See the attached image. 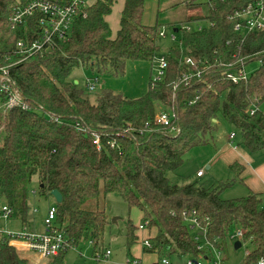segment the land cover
I'll return each instance as SVG.
<instances>
[{"label":"trees","instance_id":"obj_1","mask_svg":"<svg viewBox=\"0 0 264 264\" xmlns=\"http://www.w3.org/2000/svg\"><path fill=\"white\" fill-rule=\"evenodd\" d=\"M30 1L0 0V66L8 67L28 105L27 110L14 109L7 115L0 111V199L21 223L28 226L31 222L29 185L35 176L42 196H50L54 190L61 192L63 201L55 205L56 225L66 227V238L73 246L84 240L97 246L103 240L109 218L87 205L118 194L130 208L143 213L140 225L149 221L145 239L152 241L153 249L143 247L146 253L198 254V233H193L188 222L196 216L200 231L223 252L229 233L243 229L253 248L244 264L259 261L264 256L262 195L222 198L227 188L242 182L241 165L231 166L235 174L232 180L212 187L197 182L174 184L166 176L182 167L191 149L214 141L219 116L242 133L240 145L248 152L264 151V65L247 83L234 85L223 79L230 63L245 60L251 65L264 59V31L243 38L227 17L249 0L218 3L209 16L190 19L208 18L215 26L182 34L183 47L170 49L165 78L145 96L128 99L101 91L94 102L87 89L68 80L75 69L84 67L119 76L129 61L153 62L159 55L161 28L158 23L143 25L145 0H125L115 37L107 17L117 0H95L75 19L68 39L57 41L43 55L23 60L17 43L34 40L33 29L27 26L12 31L8 19L16 7ZM198 1L187 0V7L193 10ZM186 57L197 65H184ZM207 67L210 72H206ZM199 71H203L201 77L192 79L188 86L179 84L188 72ZM5 101L6 96L0 93V106ZM159 103L175 112L172 126L178 132H171L172 126L154 125ZM255 107L258 110L251 115ZM77 122L100 136V149L90 133L75 129ZM136 231H140L139 226L129 228V245L138 244ZM66 254L68 251L47 264H66ZM0 264H28L3 236Z\"/></svg>","mask_w":264,"mask_h":264},{"label":"rangeland","instance_id":"obj_2","mask_svg":"<svg viewBox=\"0 0 264 264\" xmlns=\"http://www.w3.org/2000/svg\"><path fill=\"white\" fill-rule=\"evenodd\" d=\"M95 0H90L92 5ZM187 0H145L142 23L144 26H154L157 23L160 28L166 29V37L158 39L160 48L159 55L170 57V49L176 46L172 41L171 36L174 33V26H180L190 22L193 18H204L208 16L207 1L199 0L197 6L192 10L187 7ZM125 6V0H117L113 6V15L110 18V26L115 34L120 24L116 25V19L122 18V13ZM203 25H207L203 20ZM160 29V30H161ZM182 32L177 33L178 40L182 38ZM260 67V64L255 61L248 66V72L251 75ZM156 75V63L149 61H129L124 69V74L115 76L111 73H98L90 68L80 67L74 70L70 75L69 81L77 83L79 88L87 89V79L98 77L101 89L96 92L89 93L92 102L101 91L114 92V94L122 95L128 99H139L145 96L150 89V82ZM161 108L158 105V109ZM264 112V104L261 106ZM165 109V108H164ZM160 110V109H159ZM158 112V111H157ZM218 131L214 135L213 141L204 146H197L187 152L184 156V163L175 172H167V178L174 184L183 183H199L206 187L219 185L221 182L231 180V170L226 167L222 160L218 159V150L222 145H230L231 147L238 146L242 141V133L234 126L226 122L222 116L217 119ZM234 134V139H229L230 135ZM262 152V151H261ZM263 153V152H262ZM264 154V153H263ZM261 155V154H259ZM216 157V158H215ZM213 158V161H212ZM211 161V162H210ZM212 164V165H211ZM211 166V169H208ZM203 171L204 177L198 178L197 173ZM29 206L30 217L32 219L27 226L32 233H43L45 231L44 221L51 206L56 205L52 196H42L40 194V184L37 177L34 176L29 185ZM248 196L245 193V188L240 185H234L227 188L222 198L231 200ZM6 204L4 199H0V210ZM264 207V204H263ZM87 208L90 210L99 209L105 212L109 218V225L106 227L103 240L97 246L91 240L80 242L75 248H72L66 254V264H112L114 261L117 264H127L132 259L133 250L138 247L137 244L129 245L128 232L131 226H139L144 217L143 213L137 208H130L118 194H109L100 200H94L88 203ZM17 216H13L8 220L0 221V229L6 232H19L23 230V224ZM139 224V225H138ZM140 235L138 244H143L147 230L136 231ZM107 251H111L112 256L108 261L98 262L95 260L96 254L102 255ZM253 248L250 243H246L239 250H235L231 244L223 252L225 264H244L248 259L247 252H252ZM153 264L160 263L162 257H167L171 264H187V256L165 255L158 256L156 253H148ZM136 260V259H132ZM49 262V261H48ZM47 262V263H48ZM139 263V261H136ZM45 263V264H47ZM141 263V262H140ZM143 264V263H142Z\"/></svg>","mask_w":264,"mask_h":264},{"label":"built area","instance_id":"obj_3","mask_svg":"<svg viewBox=\"0 0 264 264\" xmlns=\"http://www.w3.org/2000/svg\"><path fill=\"white\" fill-rule=\"evenodd\" d=\"M157 2L158 0H152ZM236 1V0H235ZM234 0H209L207 1L208 16L210 9L216 11V5L218 3H233ZM90 0H33L25 5H21L14 9L8 19L10 23V29L17 31L23 27L30 26L33 31V39L29 43L19 41L17 43L18 54L22 59H27L35 55H43L48 51H51L57 41L68 39L72 26L76 18L84 14L91 5ZM228 19L235 22L234 31L241 34L243 38L246 36L257 34L264 31V0H249V2L240 6L229 14ZM207 25H203V20L190 21L189 23L182 24L180 26H174L173 28L178 32L172 33L171 39L179 47H183V42L178 40L177 33H197L202 32L204 29L214 27L215 23L211 19H204ZM174 30V31H175ZM36 35V36H35ZM160 38L166 37V29L162 27L159 32ZM264 54V52H263ZM236 56H233L235 58ZM22 60V61H23ZM169 58L165 55H158L154 59L156 63V75L150 82V88L153 89L159 82H161L167 73L169 66ZM184 65L194 67L197 65L193 59L186 57ZM260 65H264V59L257 61ZM205 66L203 62H199ZM247 62L240 60L236 63H230L226 66L227 70L224 72L223 79L231 82L234 85L241 83H247L250 77L248 72ZM206 72L211 70L207 67ZM204 70V71H205ZM188 72L179 80V84L188 86L192 79L195 77L200 78L201 73ZM17 84L11 78L8 67L0 66V93L6 96L5 103L0 106V111L4 115L14 109L27 110L28 105L22 94L18 90ZM176 85L175 88H177ZM101 89L98 77L94 79H87V91L89 93L96 92ZM161 108L158 109L154 116V125L157 127H171L173 121L176 118V114L173 110L166 109L164 105L159 103ZM165 108V109H164ZM258 110L254 108L251 110V115ZM75 129L83 134L90 133L93 137V142L100 149L101 140L100 136L92 132L81 122L75 124ZM179 129L176 126L171 127V132H178ZM230 139H234L235 135L231 134ZM116 147V142L111 143V148ZM198 178H201L204 174L203 171H199ZM14 210L7 204H5L0 210V221L8 220L14 216ZM195 215V213H193ZM57 207L52 206L48 209L47 216L44 221L45 231L43 233H35L28 230L27 226L23 225V230L17 232H6L0 229V236L5 237L8 240L9 246L15 248L22 259H25L28 264H45L54 257L59 256L65 251H69L76 246H73L66 238V227H59L56 225ZM190 223V229L193 233L197 234L196 241L199 242L198 254L188 255L187 264H225L223 259V251L215 248L204 236V232L200 231L199 221L196 216L188 219ZM149 225V221H144L139 230H145ZM202 233V234H200ZM227 245H236V242H241V248L249 241L245 239V231L240 228L233 229L227 239ZM152 241L145 239L143 247L146 249H153ZM252 252H247L248 258ZM112 256L111 251L102 253V255L96 254L95 260L98 262L108 261ZM138 260H129L128 264H140L136 262ZM157 264H171L167 257H162L160 263ZM252 264H264V256L259 261Z\"/></svg>","mask_w":264,"mask_h":264},{"label":"crops","instance_id":"obj_4","mask_svg":"<svg viewBox=\"0 0 264 264\" xmlns=\"http://www.w3.org/2000/svg\"><path fill=\"white\" fill-rule=\"evenodd\" d=\"M112 15H113V11H112V14L107 17V22L109 23V26H110V18ZM120 22H121V17H120V20L116 19V25L120 24ZM119 30H120V25L117 28L116 33H118ZM111 31H112L113 37H115L116 34L113 32V29H111ZM230 138L231 137H229V139ZM242 142H243V139L240 144H242ZM240 144L234 147H231L230 145H223V146L221 145L217 153L218 159L222 160L224 165L230 168V170L232 169L231 166L235 164L241 165L243 168L242 174L240 177L242 182L239 184L245 188V193H247L248 196L252 194L262 195L263 200H264V154H263L264 151L262 150L263 153L261 151L255 152V153H252L250 151L248 152V150ZM212 161H213V158H212ZM211 168H212L211 166H208V169H211ZM202 177H204V175ZM234 177H235V174L231 170V175H230L231 180ZM29 219L31 220L32 216ZM137 246L138 247H135V249L133 250L134 254L132 255V259L138 260L139 262H141L140 264L142 263L143 264H153V262H151L149 254L146 253L145 249L143 248V245L137 244ZM112 264H117V262L114 261Z\"/></svg>","mask_w":264,"mask_h":264},{"label":"water","instance_id":"obj_5","mask_svg":"<svg viewBox=\"0 0 264 264\" xmlns=\"http://www.w3.org/2000/svg\"><path fill=\"white\" fill-rule=\"evenodd\" d=\"M174 32L176 33V32H178V30L176 29ZM50 196H52L54 198L56 204H61L63 201V196H62L61 192H59L57 190L52 191L50 193ZM200 234H202V233H200ZM235 244L236 245H234V249L239 250L241 248V245H242L241 242H236Z\"/></svg>","mask_w":264,"mask_h":264}]
</instances>
